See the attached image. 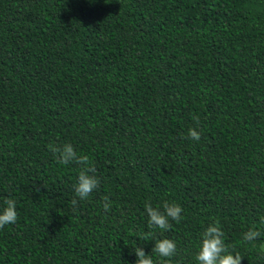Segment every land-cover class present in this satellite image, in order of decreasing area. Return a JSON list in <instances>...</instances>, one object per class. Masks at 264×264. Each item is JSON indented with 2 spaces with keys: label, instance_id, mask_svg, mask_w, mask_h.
<instances>
[{
  "label": "trees",
  "instance_id": "1",
  "mask_svg": "<svg viewBox=\"0 0 264 264\" xmlns=\"http://www.w3.org/2000/svg\"><path fill=\"white\" fill-rule=\"evenodd\" d=\"M65 143L100 179L76 206L79 166L48 149ZM5 198L0 264H135L136 246L199 264L217 220L241 264H264V235L243 241L264 233V0H0ZM165 201L182 220L149 228L145 204ZM164 238L173 257L152 252Z\"/></svg>",
  "mask_w": 264,
  "mask_h": 264
},
{
  "label": "clouds",
  "instance_id": "2",
  "mask_svg": "<svg viewBox=\"0 0 264 264\" xmlns=\"http://www.w3.org/2000/svg\"><path fill=\"white\" fill-rule=\"evenodd\" d=\"M193 119L197 121V124L199 123L198 117H193ZM188 137L199 141L201 133L196 128H190ZM48 149L55 156L57 163L61 165L75 163L79 166L77 183L74 185L75 198L71 201L73 206L77 205L78 199L86 200L94 190L99 188L100 179L96 175L97 169L88 155L79 154L71 143L49 144ZM102 206L105 212L110 211L111 201L107 196L103 197ZM145 210L149 218V228L158 227L163 231L172 229L170 221H175L178 224L183 218L181 215L183 209L175 202L165 201L161 207H153L151 203H146ZM17 219L16 201L5 198L3 206L0 207V228L8 224H15ZM262 235L264 233L252 227L243 234V241H253ZM144 239L147 240V237L145 236ZM152 252L164 258L173 257L176 254V243L168 238L159 239L155 242ZM134 253L137 257L135 264H154L152 256L146 255L142 247L136 246ZM242 259L243 256L239 252L235 254L229 252L219 220L209 224L202 233L199 251L196 255L199 264H241ZM163 264H171V260L166 259Z\"/></svg>",
  "mask_w": 264,
  "mask_h": 264
}]
</instances>
